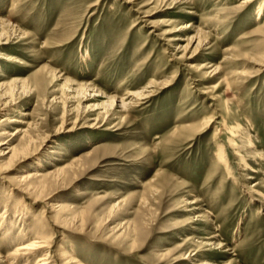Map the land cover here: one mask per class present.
I'll return each mask as SVG.
<instances>
[{
  "label": "rangeland",
  "instance_id": "obj_1",
  "mask_svg": "<svg viewBox=\"0 0 264 264\" xmlns=\"http://www.w3.org/2000/svg\"><path fill=\"white\" fill-rule=\"evenodd\" d=\"M241 1L0 0V129L27 132L0 137L27 148L0 159V264L37 237L53 264H264V0ZM36 171L34 202L12 186Z\"/></svg>",
  "mask_w": 264,
  "mask_h": 264
},
{
  "label": "bare ground",
  "instance_id": "obj_2",
  "mask_svg": "<svg viewBox=\"0 0 264 264\" xmlns=\"http://www.w3.org/2000/svg\"><path fill=\"white\" fill-rule=\"evenodd\" d=\"M252 0H242L241 2L242 3H248ZM10 37L8 35H5L3 32H0V47H4L5 45H8L6 43H9L10 42ZM197 42V41H196ZM199 42H197L198 44ZM0 58H2V60L6 61V60H11L10 56H8V54H3V55H0ZM222 61V60H221ZM218 69V66H215L213 68V71H216ZM52 73V72H51ZM54 74V73H53ZM55 76V74H54ZM228 85V84H227ZM2 86V85H1ZM4 86V85H3ZM82 86V85H80ZM80 86H77L75 89H80V90H84L82 89ZM88 88V85L85 86V90ZM70 91H73L74 88H71L69 89ZM153 94V91L151 92H147L145 93L144 90H140L138 92H134V93H128L126 94L127 96L126 97H122V98H119V99H116L114 96L112 97H108L109 99V103H106V106L107 104H109V106L111 108H114V107H118L120 108V110L122 111H125L127 110V108L131 105V104H139L137 103V100H147L150 98V96H152ZM90 96H95L94 94L90 95ZM10 100V99H9ZM7 103H4L2 106L0 105V110L3 109L4 106L7 107V104L8 101H6ZM13 102V101H12ZM11 103V102H10ZM6 109V108H5ZM3 111V110H2ZM0 111V113L2 112ZM104 111H106L105 107H104ZM106 115L107 114V111L105 112ZM105 115V116H106ZM211 122V119H208V120H204L199 126L198 128L200 130L206 128V127H209V124ZM11 123H22L20 120L18 119H13V118H7V120L2 123V125H4V127H2L0 129V137H4V135H7L9 134L10 136H13L15 134H21L22 136H25V133L26 130L24 129H21V128H15L13 127V129H6V128H9L10 124ZM7 126V127H5ZM17 126V125H16ZM240 125H236L234 127H227L226 124H224V128L228 129L229 131H234V130H237L236 128H238ZM241 127V126H240ZM242 128V127H241ZM197 129V127H194L192 128L190 131V134L194 133L193 131H195ZM198 131H196L197 133ZM27 136V135H26ZM30 137V136H29ZM244 139L246 141V144L248 146H251L253 143L251 141V138L249 137L248 134L245 133L244 135ZM26 140V139H25ZM29 141H27L25 144H27ZM230 142L232 145L235 144V141L230 139ZM2 144H5L2 146ZM254 145V144H253ZM26 146V145H25ZM24 146L20 147V148H14V147H10L8 142L5 141V140H1L0 139V159H5V161L3 162V165L6 164V166L8 167V164L14 159L16 158V160L21 157V156H26L25 155V152L26 149ZM24 150V151H23ZM20 153H23L21 155H18ZM6 156V157H5ZM18 156V157H17ZM5 157V158H4ZM23 158V157H22ZM216 159L218 160V162L220 163H223L225 161V158H224V155H223V150L221 149L220 145L218 146V150L216 152ZM20 161V160H19ZM244 162V165H246L245 163V160L243 161ZM40 163L38 162V165ZM247 166V165H246ZM60 169V168H59ZM58 170V169H56ZM60 171V170H58ZM52 173H55V172H52ZM52 173H40L38 171H36V173H32L33 175L31 174H25L24 176L21 177V183L20 184H17L15 186H12L13 189L17 190V191H20L21 193L25 194H29L30 193H34L35 195V198L34 199V202L37 200L36 198L38 197L39 193L42 191V188H44V183H41L40 186L39 184L37 185H33V183L30 181V179H37L39 181H41L42 179H44L43 177L45 175H49V174H52ZM54 176V175H53ZM20 181V180H19ZM27 181V182H26ZM38 181V182H39ZM49 181V180H48ZM47 182V181H46ZM18 183V182H17ZM39 187V188H38ZM252 189V188H251ZM255 191V190H254ZM44 192V191H43ZM251 192V191H249ZM253 192V191H252ZM260 193V192H259ZM26 194V195H27ZM258 195V194H257ZM31 196V195H30ZM40 196V195H39ZM29 197V196H28ZM260 197V196H259ZM262 199L264 200V195L262 194L261 195ZM214 237V236H213ZM49 239L46 238V237H37L35 240H28V241H24L25 243H20L18 244L15 249H14V252L10 254V256H16V255H20L21 258L24 259V261H30L32 260L33 264H53V256L51 255V245L49 244ZM69 243H71V241H69ZM219 244V243H218ZM220 245V244H219ZM221 246V245H220ZM68 247H72V245L70 244ZM65 248H63V250H60L59 253H58V256L59 259L61 260L62 264H80L74 257L73 255L71 254H66V252L64 251ZM55 252V250H54ZM56 253V252H55ZM56 258V257H55ZM54 258V259H55ZM58 261V260H57ZM15 264V263H14ZM55 264V263H54Z\"/></svg>",
  "mask_w": 264,
  "mask_h": 264
}]
</instances>
